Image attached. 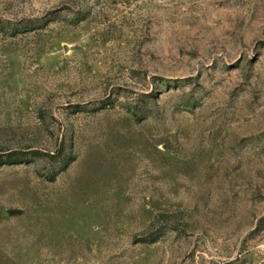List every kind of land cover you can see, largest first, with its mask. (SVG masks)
Masks as SVG:
<instances>
[{"label":"rangeland","instance_id":"rangeland-1","mask_svg":"<svg viewBox=\"0 0 264 264\" xmlns=\"http://www.w3.org/2000/svg\"><path fill=\"white\" fill-rule=\"evenodd\" d=\"M0 264H264V0H0Z\"/></svg>","mask_w":264,"mask_h":264},{"label":"trees","instance_id":"trees-1","mask_svg":"<svg viewBox=\"0 0 264 264\" xmlns=\"http://www.w3.org/2000/svg\"><path fill=\"white\" fill-rule=\"evenodd\" d=\"M37 154H39V153H37Z\"/></svg>","mask_w":264,"mask_h":264}]
</instances>
